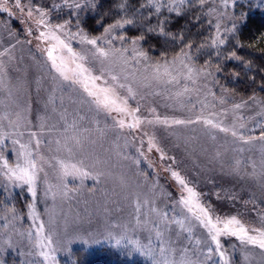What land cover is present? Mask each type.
Segmentation results:
<instances>
[{"label":"rangeland","instance_id":"1","mask_svg":"<svg viewBox=\"0 0 264 264\" xmlns=\"http://www.w3.org/2000/svg\"><path fill=\"white\" fill-rule=\"evenodd\" d=\"M96 2L21 0V11L15 0H0V53L8 50L0 56V264H62L83 249H104L109 260L129 263L264 264V249L231 234L219 237L225 257L214 251L209 259L215 242L198 210L189 212L181 202L188 193L172 175L198 193L194 203L207 208L213 222L235 217L259 238L264 141H244L264 132V102L221 88L217 72L188 53L155 60L143 40L118 35L117 28L89 33ZM236 2L211 5L210 19L220 31L234 19ZM29 6L47 11L44 25L35 23V13L28 18ZM40 32L58 36L76 56L58 40L38 38ZM54 47L68 80L49 58ZM163 65L167 72L157 71ZM81 80L101 99L100 89L114 90L128 111L105 109ZM26 159L43 169L35 196L31 184L4 175L5 160L24 167Z\"/></svg>","mask_w":264,"mask_h":264},{"label":"trees","instance_id":"2","mask_svg":"<svg viewBox=\"0 0 264 264\" xmlns=\"http://www.w3.org/2000/svg\"><path fill=\"white\" fill-rule=\"evenodd\" d=\"M236 1L233 20L239 21L242 17L238 14L244 13L247 27L235 39L229 26L219 29L226 43L218 47L211 43L217 25L210 19V10L220 0H97L95 10L88 14L87 27L89 33H102L119 22L123 27H115L118 35L143 40V49L153 59L188 53L200 67L217 72L221 88L238 98L264 102V3ZM237 43L244 46L237 47ZM232 51L241 59L228 58ZM104 251L78 250L72 260L62 264H143L109 260Z\"/></svg>","mask_w":264,"mask_h":264},{"label":"snow or ice","instance_id":"3","mask_svg":"<svg viewBox=\"0 0 264 264\" xmlns=\"http://www.w3.org/2000/svg\"><path fill=\"white\" fill-rule=\"evenodd\" d=\"M67 2V0H65V3ZM201 2H203V0H201ZM235 3V0H234ZM15 4L17 8H20L21 11H24V8H21V0H15ZM53 8H55L56 6L53 5ZM76 8H80L81 5L80 4H76L75 5ZM5 11H7V9H5ZM34 13L37 15L38 18H35V23L38 26L44 25L45 21L44 18L47 16V11L42 9L39 6H29L27 9V16L29 19H33L34 18ZM240 17H242L239 21L236 20H232L229 19V27L231 29L232 32V36L235 39L236 36L242 34V29L247 27V18L245 17L244 13H239L238 14ZM68 22L66 21L65 24H67ZM124 23H131V21H124ZM65 24H58L55 25L56 28L58 29H63L65 27ZM115 27H123V24L121 23H117L116 25H110L109 26V30L111 28H115ZM220 25L217 24L216 26V37L215 39L212 40V45L213 46H220V45H225L226 43V38H222L221 34H220ZM30 31V30H29ZM108 31V30H106ZM160 33H164V29L163 27H160L159 29ZM51 38V39H55L59 41V37L55 36L51 33H45V32H40L39 33V37L38 38ZM142 38V37H141ZM19 42V41H18ZM59 43H61L63 45V47L67 48L68 52L72 53V49L70 47H68L67 45L63 44V41H59ZM87 43L90 45H97V40L96 39H89L87 40ZM133 44L136 43V41H132ZM237 47H243L244 45L242 43H237L236 44ZM187 47H191V45H188ZM55 51V47L51 50H49V58L52 59L53 62V67L56 68L57 72L60 73L61 76H63V78L65 80L69 79V76L62 70V67L57 64L56 62V58L53 56V52ZM8 54V50L5 49V51L3 53H0V56L2 55H7ZM73 56H76V53H72ZM100 55L107 57L109 55L108 52H105L103 49H100ZM143 55V54H142ZM187 54L185 53V56ZM217 55H219V53H217ZM231 59H235V60H240L241 57L237 55V53L235 51H232L230 53V57ZM181 64H183V60L181 59L180 61ZM159 67H164L165 71L167 72V66L163 65V66H158L157 71H159ZM83 71L86 73L88 70L87 69H83ZM188 72L191 73L192 69H188ZM90 79L95 80L97 79L96 77H90ZM113 79H116V77H113ZM80 83H82L84 90L88 93L89 96H92L94 99H96L97 103H101L102 106L105 109H111L113 111H118L121 113H124L126 111H128V109L126 108V106L123 105V102L118 103L119 101V97L116 95L115 91L112 89H100L99 91L101 93H103V98H99L97 96V92L93 91L92 89L89 88L88 84L84 81L81 80L79 81ZM120 87H126L125 85L121 84ZM128 91L131 92L132 89L128 88ZM242 105L237 104L235 105V107L238 109L240 108ZM129 114H131L129 112ZM191 122V121H188ZM176 124H183L185 123V121L183 120H176L175 121ZM206 123L208 124H212L211 120L206 121ZM120 126L123 127L124 126V121L121 120L120 121ZM136 125H129V127H135ZM218 126V125H216ZM222 131H229L227 128L222 129ZM232 136L236 137L237 133L235 131H233ZM238 139L240 140H244V137L241 135L238 137ZM254 139H259L261 141H264V132L261 133V135L258 138H254V137H249L247 140H245V143H251ZM14 143H19V141H14ZM40 143L39 140L36 141V145L38 146ZM21 149L25 150V155L26 157H30L31 156V152H29L27 150V145L25 144H21L20 145ZM61 164L64 168L65 174H69L68 173V166L63 164V161H61ZM73 169L76 168L75 165L71 166ZM4 175H6L9 179H17V180H22L25 183L31 184L32 188V194L33 196L36 195V191H35V183H36V179H37V172L38 171H43L42 168H38L37 166V162L35 160L32 159H26V164L24 167H21V165L18 163L16 164L15 167H10L8 165L7 160L4 161ZM82 175H87L88 173L84 172L81 173ZM173 177H175L179 183L186 189L187 193H188V197L187 198H183L181 199V202L185 205V207L188 208L189 212H193V209L198 210L199 215L197 216V219L200 220L201 224H203L207 229H208V233L211 237V240L215 242V249L213 248H209L208 249V258L211 259L212 253L215 251L221 258L225 257V253L222 250V245L220 243L219 237L221 235H228L231 234L233 236H237L239 235V238L247 243H251L253 245H257L260 249H264V230H254V231H258L259 233V238H257V236H253V235H249L248 234V229L244 228L243 225H241L240 221L237 220L235 217H231L229 219L226 220H221V218L216 217L215 218V222H213V217L212 215H210V211L201 206L199 203H194L195 198L198 196V193H196L192 188L187 187V184L185 182L184 179L180 178L179 174L177 172H172ZM236 225L237 228L236 230H233L232 226ZM40 232L43 231V224H41L39 226L38 229ZM47 243L49 245H51L52 241L50 238L47 239ZM117 243H119V241H117ZM43 254V253H42ZM225 264H228L227 259H225Z\"/></svg>","mask_w":264,"mask_h":264}]
</instances>
